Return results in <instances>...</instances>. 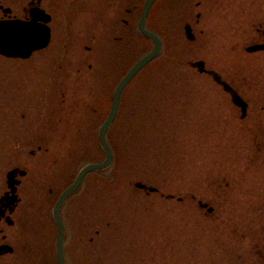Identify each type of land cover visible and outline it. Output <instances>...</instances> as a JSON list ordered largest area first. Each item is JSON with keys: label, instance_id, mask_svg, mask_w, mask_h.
<instances>
[{"label": "rangeland", "instance_id": "rangeland-1", "mask_svg": "<svg viewBox=\"0 0 264 264\" xmlns=\"http://www.w3.org/2000/svg\"><path fill=\"white\" fill-rule=\"evenodd\" d=\"M124 1L136 7L129 35L120 42L97 35L96 58L85 45L91 37L77 42L81 36L69 30L61 33L59 58L49 66L42 51L31 63L0 55L1 139L13 145L1 148L2 169L27 156L31 162L33 182L25 180L22 206L35 220L33 264H46V251L47 264H55L57 195L85 164L104 159L97 135L112 101L109 89L154 47L138 28L145 0ZM262 7L264 0L151 4L146 28L158 33L161 51L122 90L107 133L111 165L88 173L62 208L70 264H240L226 254L222 231L228 225L233 241L237 227L264 219V147L255 145L264 140V48L243 47L258 35L251 19L263 21ZM92 58L113 66L101 72L96 65L85 77ZM203 59L230 74L246 94L245 117L232 94L196 65ZM62 91L66 107L83 95L86 105L72 114L56 110ZM138 181L166 194L140 188ZM200 199H211L217 211L228 205L229 218L237 220L209 218Z\"/></svg>", "mask_w": 264, "mask_h": 264}, {"label": "flooded vegetation", "instance_id": "flooded-vegetation-1", "mask_svg": "<svg viewBox=\"0 0 264 264\" xmlns=\"http://www.w3.org/2000/svg\"><path fill=\"white\" fill-rule=\"evenodd\" d=\"M117 1L118 2H116V0H101L99 2L98 0H89L88 2L86 1L85 6L82 7V0H0V20L30 21L34 18H37V23L42 24L44 26V30L46 33L49 32L50 38L46 46H44L42 49L35 50L28 58L25 59L29 63H31V59H34L36 55L35 53L42 51L44 61L46 65L49 66L51 65V63L57 61L56 58H59L58 53L61 52L63 46L61 42V33H66L67 30H69V33H76V35L81 36V38H76L77 42L82 41L83 35H89L91 37V41H88V39L85 40L86 49L92 51V53L94 52L92 56L95 58L98 54L97 45L99 46L98 43H95L97 35L101 34L104 36H109L107 39L111 38L110 36H113V39L117 42L124 41L123 35H129V28L131 27L130 19L136 12V7L129 6V4H126L124 0H122V3L119 0ZM260 10H262L261 12L264 15V7H262V9ZM197 16L200 17L201 14L197 13ZM248 22H250V20ZM251 22L253 32L256 31V34L258 35L255 38H251V40H248V42L243 45V47L247 51H249L251 47L264 45V16L263 21L259 22L258 24L255 21L254 17L253 19H251ZM186 25L187 27L189 26L191 34H194V29L191 24L189 23ZM153 31L156 33L155 30ZM95 52L97 53L95 54ZM95 58H92L90 61H88L87 67L89 68V70L84 73L86 75L85 77L89 76V72L92 71V69H94L96 65L98 69H102L101 72L104 71V66H113V64L108 65L99 63L98 61H96ZM59 66H62V64H60ZM199 67L201 69L203 68L204 73H207L208 77H211L222 89L225 90V87L218 81L214 73H218L222 80L229 83L238 92V94L247 103V108L245 112L239 106V108H241V118L245 117L248 114V111H250V100L247 99L248 97L243 92V90L238 87V85L234 81L235 79L231 78L230 74H226L223 70H221L220 67L208 65L206 60H204L203 67ZM61 82L62 81H59L58 84L61 85ZM126 87L124 88V90L126 89ZM111 88L109 90H111V100H113L116 86H113ZM105 94H103V96ZM59 95L61 97V100L59 103H56L55 109H59L61 112L64 110H68L67 114H72L74 110H81V106H85L87 103L84 102V100H88V98L84 95L77 96L74 98L75 100H73L71 104L69 103L70 105L68 106V108L66 107L65 103H63V100L65 99V92H59ZM90 97V99H94L92 96ZM3 98L4 96L0 95V105ZM111 104L109 106L107 115L110 111ZM104 121L105 120H103V122ZM103 122L101 123V125L103 124ZM111 125L107 129V133L109 132ZM58 127L59 125H57V128ZM97 138L99 144L101 145L99 140V133L97 135ZM263 141H258L255 145H258L262 148L264 147V144L262 143ZM3 147L13 148V145L5 146L3 144V140L1 139L0 132V264H33L35 242L31 234L35 226V220L32 218V220H30V217L33 216V211L30 212V207L22 206L25 180L29 177L30 183L28 184L31 185L33 182L32 166L30 165L31 162L29 163V157L27 156V160L25 162H14L10 164L7 169L3 170V154H1V148ZM38 148H43V146L40 144L38 145ZM45 148L46 152L51 151L50 146H46ZM262 150V152L264 153V148ZM13 151L14 150H12L11 153H13ZM29 153L33 154L34 149L29 150ZM15 169L16 173L12 181L14 182V184L12 185L10 184L9 173ZM87 175L88 174H86V176ZM70 183L71 182L62 187L58 194L60 195V193ZM51 186L53 185H50L48 187V196L50 199H52L53 195L55 194L52 193L53 187ZM14 187H16L15 190ZM158 191L160 194H166L165 191H163L160 187H158V189L156 190V192ZM167 194L170 196H178L179 199H182V196L179 193ZM15 195L17 196V200L14 199ZM200 201L203 203L201 205L199 204V206L204 207V209L206 210V214L209 218L211 217L214 220L220 218L222 221L228 222L229 224L232 221L237 220L231 219V216L229 218V215L226 212L229 209L228 205L222 206L223 209H219L217 211L215 208V204L211 199H200L199 202ZM257 206L258 205H254L252 208L255 210ZM28 217L29 219H27ZM51 226L52 225H48V227L45 228L47 232H49ZM227 227L228 225H226L224 230L222 231V236L224 237L225 241L223 247L226 251V254L230 257L238 259L240 264H264V219L260 220L259 222L252 220L251 225L248 227L243 225L240 228L237 227L235 229V241L234 239L233 241L231 240V237L233 235L232 232L228 231ZM45 241H47L49 244V240ZM65 243L66 237L64 241L65 264H70V262L68 261L70 260V258L68 259L69 248L65 246ZM55 257V264H58L56 253ZM43 258H45L44 262H46L47 264V261L50 260L48 251L44 252Z\"/></svg>", "mask_w": 264, "mask_h": 264}, {"label": "water", "instance_id": "water-1", "mask_svg": "<svg viewBox=\"0 0 264 264\" xmlns=\"http://www.w3.org/2000/svg\"><path fill=\"white\" fill-rule=\"evenodd\" d=\"M154 1L155 0L146 1L143 13L139 21V29L143 34H145L146 36L150 37L153 40L154 47L152 50H150L148 53L142 56L118 83L114 92L110 112L99 131V138L105 150V158L102 161L91 162L86 164L80 170L74 182L70 184L61 193L57 202L55 203L53 214L55 221L58 225V234H57L58 264H64V259H65L64 250H63V243L65 237V224L60 214L61 208L64 202L66 201V199L80 187V185L83 182L84 176L88 172L95 170H102L108 167L112 162L113 151L107 141L106 132L109 126L114 121L115 116L117 114L122 90L129 82V80H131L141 68H143L150 60H152L161 51L162 48L161 38L153 31L147 29L145 25L148 10ZM187 35L190 38L193 37L189 27H187ZM49 38H50L49 32L46 33L44 27L37 24V18L29 22H23L17 20L0 21V53L5 54L7 56L22 57V58L29 57L34 50L46 46L49 41ZM259 47L264 48V45H261ZM256 48H258V46L252 47L251 50H254ZM196 64L203 67L204 62L200 61L197 62ZM214 74L216 75L218 81L222 83L224 87L232 94L234 101L237 104L241 105L243 111L245 112L247 108V103L245 102V100L238 94V92L230 84L222 80L218 73H214ZM15 173H16V169L9 173L10 184L12 185L14 184V182L12 181ZM136 186L144 189L156 190V187L149 186L146 183L140 181L136 183ZM15 189L16 187H14V190ZM16 198L17 196L15 195L14 199L17 200Z\"/></svg>", "mask_w": 264, "mask_h": 264}]
</instances>
